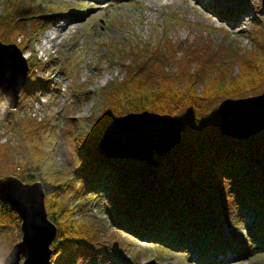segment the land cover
<instances>
[{"label": "trees", "instance_id": "trees-1", "mask_svg": "<svg viewBox=\"0 0 264 264\" xmlns=\"http://www.w3.org/2000/svg\"><path fill=\"white\" fill-rule=\"evenodd\" d=\"M21 18H24L23 14L15 12L12 23L6 26L1 36L5 41L8 39L6 32L16 29L17 23H22ZM252 31L253 41L258 42L253 49L241 52L234 49L226 61L217 57L212 63L184 77L180 71L173 72L165 64L171 55H175L170 48L175 47L173 43L164 52L162 48L157 50L153 47L143 52L141 47L120 44V67L126 72L109 88H101L100 108L92 116L94 127L76 136L75 141H80L76 143L75 151L78 156L85 157L78 167H54L55 147L49 140L55 130L43 121L44 118L39 120L27 113L15 117L10 124L6 122L0 133V160L8 158L10 162L0 168V177L12 175L25 184L41 183L48 204L45 207L47 217L56 228L49 246L50 264H76L78 257L80 264H98L96 257L86 259L89 250L84 249V243L74 239L82 234L80 227L89 223L83 216L82 219L74 218L78 210H70L78 204L57 208L62 194L68 195L71 204L82 189L98 193L106 199L110 204L107 213L111 226L126 235L144 239L169 251L191 242L207 262L206 256L214 248L225 247L228 240L221 235L219 228V223H224L223 216L208 209L213 204H209L207 199L210 184H197L194 173L199 176L212 174L216 179L231 178L227 189L228 192H235L236 214L242 216L253 210L261 211V218L249 231L248 241L264 240V131L258 134L259 140L251 144L243 138L221 133L215 146H202L199 135L186 133L188 125L198 119L197 115L200 112L209 114L215 103L240 96L253 97L264 91V29L256 27ZM22 42L23 39H18L19 45ZM1 43L6 44L4 41ZM156 51L159 56L152 55ZM157 59L163 61L160 68L156 67ZM32 65H39V62L29 64V79L20 92L25 98L40 88L41 92L49 90L45 87L46 83H39L43 76H37L38 70ZM235 66L237 70L234 74ZM197 72L206 73L209 79L199 84L193 77ZM21 100L17 109H26ZM7 110L8 114L12 111ZM142 111L178 119L188 116L186 119L190 120V124L182 133V142L169 152H183L178 163L165 161L169 153L160 156L158 165L154 166L130 158L110 157L101 151L100 140L114 118ZM10 134L14 137L11 138ZM224 137L226 141H222ZM12 139H16L20 148L16 153L13 144L11 147ZM12 223L19 226L20 217L9 204L0 201V239Z\"/></svg>", "mask_w": 264, "mask_h": 264}, {"label": "rangeland", "instance_id": "rangeland-1", "mask_svg": "<svg viewBox=\"0 0 264 264\" xmlns=\"http://www.w3.org/2000/svg\"><path fill=\"white\" fill-rule=\"evenodd\" d=\"M5 1L7 5L4 0H0V42L15 44L28 67L39 62V65L32 66L38 70L37 76H43L39 83H46L44 86L49 90L41 92L40 88L27 98L20 93L18 105L22 98L20 103L27 108H16L9 114L5 97L0 91V133L6 122L10 124L17 116L29 113L39 120L44 118L43 121L55 130L49 141L55 147L53 163L56 168L69 165L78 167L85 161V157L78 156L75 151L76 143L80 141L76 142L75 138L94 127L92 116L100 108L101 88H109L126 72L120 67V44L141 47L143 52L150 51L152 47L157 50L162 48L164 52L173 43L175 47L170 48L175 55H171L165 64L173 72L180 71L184 77L212 63L217 57L226 61L234 49L239 52L253 49L258 43L252 38L253 28L264 29V0H188L190 5L187 0ZM40 7L48 14L42 13ZM15 12L23 14L24 18H21L22 23H17L16 29L6 32L8 39L5 41L1 36L6 26L12 23ZM48 35L53 40L50 41ZM18 39H23L22 45H19ZM152 55L159 56V52ZM161 65L163 61L157 59L156 67L160 68ZM39 66L45 67L41 69ZM236 70L235 66L234 74ZM205 74L197 72L193 77L202 84L209 79ZM28 79L27 75L26 82ZM55 87L57 89L53 92ZM219 103H215L209 114L200 112L198 119L191 124L186 119L188 116L179 117L185 125L190 124L187 134L190 132L200 136L202 146H215L220 138V117L215 115ZM263 131H257L243 140L247 144L258 141V134ZM10 137L13 138V134ZM226 140L222 138V141ZM12 144L14 153L20 150L16 139L11 140V147ZM182 156L181 150H173L165 161L175 164ZM9 162L8 158L0 160V168ZM193 178L197 184H210L207 199L209 204H213L208 209L223 216L224 223H219V228L221 235L228 240L226 245L229 244L214 248L206 256L207 262H204L201 253L191 242L185 247L169 251L144 239H135L111 226L107 213L110 204L98 193L82 189L71 204L68 195L62 194L57 208L78 204L70 210H78L74 218L83 216L89 223L87 226H78L82 228V234L74 239L86 245L84 249L89 250L86 259L96 257L98 264H118L123 261L127 264H143L151 259L157 264H264V240L248 241L249 231L261 218V211L253 210L242 216L236 214L235 192H228L227 189L231 185V178L216 179L212 174L199 176L196 173ZM47 205L44 198V206ZM21 235L20 225L13 223L1 235L0 264L11 247L21 240ZM217 253L224 254L225 259L219 261ZM22 261L23 256L19 263ZM76 264H80V257L76 259Z\"/></svg>", "mask_w": 264, "mask_h": 264}, {"label": "water", "instance_id": "water-1", "mask_svg": "<svg viewBox=\"0 0 264 264\" xmlns=\"http://www.w3.org/2000/svg\"><path fill=\"white\" fill-rule=\"evenodd\" d=\"M28 64L15 44L0 42V91L6 107L16 109L26 83ZM223 135L238 139L264 129V91L253 97L225 99L216 109ZM186 125L179 119L160 117L148 111L114 118L100 140L101 151L110 157L130 158L157 166L158 156L181 142ZM142 150H146L142 152ZM0 201L10 205L21 219V240L2 264H50V244L56 228L48 219L40 182L22 183L17 177H0ZM143 264H157L151 259Z\"/></svg>", "mask_w": 264, "mask_h": 264}, {"label": "bare ground", "instance_id": "bare-ground-1", "mask_svg": "<svg viewBox=\"0 0 264 264\" xmlns=\"http://www.w3.org/2000/svg\"><path fill=\"white\" fill-rule=\"evenodd\" d=\"M187 4L190 5V2H189L188 0H187ZM48 37H49L50 41L53 40V37H50V35H48ZM145 151H146V150H142V152H145ZM217 254H218V253H217ZM217 254H216V255H217ZM216 257H217V259H218L219 261L225 259V255H224V254H221V253H219Z\"/></svg>", "mask_w": 264, "mask_h": 264}]
</instances>
